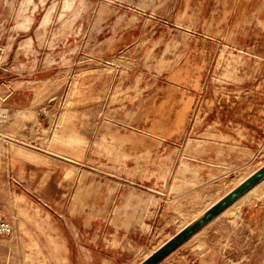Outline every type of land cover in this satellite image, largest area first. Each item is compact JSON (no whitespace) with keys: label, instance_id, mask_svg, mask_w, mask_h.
<instances>
[{"label":"rangeland","instance_id":"obj_1","mask_svg":"<svg viewBox=\"0 0 264 264\" xmlns=\"http://www.w3.org/2000/svg\"><path fill=\"white\" fill-rule=\"evenodd\" d=\"M255 7L0 0V264H138L264 164ZM156 264H264V178Z\"/></svg>","mask_w":264,"mask_h":264},{"label":"water","instance_id":"obj_2","mask_svg":"<svg viewBox=\"0 0 264 264\" xmlns=\"http://www.w3.org/2000/svg\"><path fill=\"white\" fill-rule=\"evenodd\" d=\"M264 177V164L249 174L246 178L240 181L231 190L225 193L222 197L208 206L198 217L194 218L191 222L184 225L170 238L163 242L160 246L154 249L138 264H156L168 255L172 250L178 247L183 241L190 237L201 226L215 217L226 206L233 202L236 198L242 195L256 182Z\"/></svg>","mask_w":264,"mask_h":264},{"label":"crops","instance_id":"obj_3","mask_svg":"<svg viewBox=\"0 0 264 264\" xmlns=\"http://www.w3.org/2000/svg\"><path fill=\"white\" fill-rule=\"evenodd\" d=\"M247 1H250L251 4L254 2V0H247ZM255 2H256V7L251 9V12L249 13V16H251L252 18H256V19L264 18V0H255ZM248 25H250V24H248ZM246 31H248V29ZM259 36L260 37L257 38L255 49L252 46L250 48V50H251L252 53L260 55L261 52L264 54V45H262V49L258 48L259 45L264 44V33L260 34ZM82 184H84V187L83 186L80 187V195H81L80 198L82 200L80 206H81V208L89 209V207L93 206L94 204L89 205L90 200H89L88 188H87V185L85 183L80 182V185H82ZM113 191L114 190H112V191L110 190L108 192V195L106 196L108 199H111V197L113 196V193H114ZM5 193L6 194L3 195V196H6V195L10 194V190L6 191ZM125 193L124 194L122 193V195H121V203H120L119 207L117 208L115 221L116 222L119 221V222L125 223L126 230L130 231L135 225H137L138 223L142 222V221L135 220L134 218H137V217H135V214L133 213L134 209L139 207L137 204L142 198V193L141 194L140 193L139 194H136V193L135 194H131L130 192L127 193V194H125ZM13 194L15 195L16 193L13 192ZM102 194H103V192H102ZM82 197H83L84 201H83ZM98 197H99V195L97 196V198ZM23 199H26L25 195H24V198H22V197L16 198V201H21ZM2 202H4L3 199H2ZM69 202H70V207H73V200L71 199ZM144 206H145V203L143 202L140 205V208L141 207L144 208ZM223 211H221L220 213H222ZM146 213H147V210H145L144 214H146ZM129 216H131V217L127 219L126 217H129ZM10 222L12 223V225L14 227L13 222L12 221H10ZM85 251L86 250L82 249L81 253L85 254L86 253ZM79 264H83V261L81 263H79Z\"/></svg>","mask_w":264,"mask_h":264},{"label":"built area","instance_id":"obj_4","mask_svg":"<svg viewBox=\"0 0 264 264\" xmlns=\"http://www.w3.org/2000/svg\"><path fill=\"white\" fill-rule=\"evenodd\" d=\"M13 232V226L9 220L0 218V238L9 237Z\"/></svg>","mask_w":264,"mask_h":264},{"label":"bare ground","instance_id":"obj_5","mask_svg":"<svg viewBox=\"0 0 264 264\" xmlns=\"http://www.w3.org/2000/svg\"><path fill=\"white\" fill-rule=\"evenodd\" d=\"M263 178H264V177H263ZM263 178H261L260 180H262ZM260 180H259L258 182H256L252 187H250L247 191H245L242 195H240L238 198H236V199H235L233 202H231L230 204L236 202L239 198H241V196H243L246 192H248L250 189H252L254 186H256V185L260 182ZM230 204H229V205H230ZM229 205H228V206H229ZM228 206H226V207H228ZM226 207H225V208H226ZM225 208H224V209H225ZM224 209H223V210H224ZM223 210H222V211H223ZM220 212H221V211H220ZM220 212H219L218 214H220ZM218 214H217V215H218Z\"/></svg>","mask_w":264,"mask_h":264}]
</instances>
